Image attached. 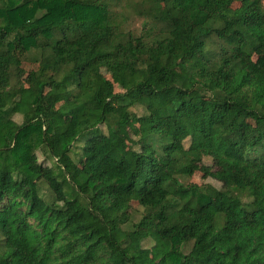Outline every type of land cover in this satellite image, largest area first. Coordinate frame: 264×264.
<instances>
[{"label": "trees", "instance_id": "obj_1", "mask_svg": "<svg viewBox=\"0 0 264 264\" xmlns=\"http://www.w3.org/2000/svg\"><path fill=\"white\" fill-rule=\"evenodd\" d=\"M125 1L0 0V264H264V0Z\"/></svg>", "mask_w": 264, "mask_h": 264}, {"label": "rangeland", "instance_id": "obj_2", "mask_svg": "<svg viewBox=\"0 0 264 264\" xmlns=\"http://www.w3.org/2000/svg\"><path fill=\"white\" fill-rule=\"evenodd\" d=\"M132 2L133 0H126L122 6L123 8L118 7V6L117 7L112 6L111 11L117 14L118 19L123 23V29L125 32H130L135 37H139L141 35H144V28H145V24L147 23V19L143 13V10L141 9L135 10L133 8ZM105 74L110 77L109 73H105ZM112 79L115 84V90L118 93L119 92L124 93L125 92L124 78L122 76H116V77H113ZM131 110L133 113L137 115H141V111L139 107H132ZM13 119L17 124L22 123V117L20 115H15ZM122 129L128 136V142L132 143L133 138L130 136L128 129L126 127H122ZM99 130H101L102 132H106V128L104 126L99 127ZM97 133L98 131L95 130L86 135H83L82 138L89 139V137L91 138L93 136H96ZM12 136H13V132H10L7 135H2L3 146H7L12 143ZM81 144H83V140L79 142L78 145L81 146ZM189 144H190V141L187 140L185 142V146L188 147ZM37 156H38L39 162L43 164L44 166H53V162L43 153L42 149L37 150ZM204 162L205 164H208V165L211 164V161L209 159H205ZM185 183H193V184H197L198 186H206V184H210L216 188H221V184L219 182L212 180L210 178H207V176L201 173H195L191 178H186ZM39 186H40V195L42 196V198L47 202H51V200H53V194L49 186L47 185V183L42 179L39 182ZM132 207L133 208L130 210L129 213L136 210L137 204L134 203ZM134 216H135L134 220L136 221L140 215L135 214ZM152 246H153L152 242L150 241L144 242L145 248L150 249ZM189 250H190V247H187L184 249L185 252H188ZM149 257H150L151 262L155 263L156 257L153 255V253H149Z\"/></svg>", "mask_w": 264, "mask_h": 264}]
</instances>
